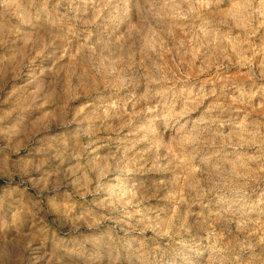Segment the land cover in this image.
Instances as JSON below:
<instances>
[{"label": "clouds", "instance_id": "obj_1", "mask_svg": "<svg viewBox=\"0 0 264 264\" xmlns=\"http://www.w3.org/2000/svg\"><path fill=\"white\" fill-rule=\"evenodd\" d=\"M0 264H264V0H0Z\"/></svg>", "mask_w": 264, "mask_h": 264}]
</instances>
